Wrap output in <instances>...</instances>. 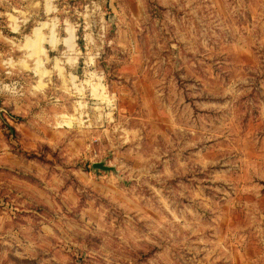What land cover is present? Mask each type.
<instances>
[{"label": "rangeland", "instance_id": "1", "mask_svg": "<svg viewBox=\"0 0 264 264\" xmlns=\"http://www.w3.org/2000/svg\"><path fill=\"white\" fill-rule=\"evenodd\" d=\"M0 264H264V0H0Z\"/></svg>", "mask_w": 264, "mask_h": 264}, {"label": "water", "instance_id": "2", "mask_svg": "<svg viewBox=\"0 0 264 264\" xmlns=\"http://www.w3.org/2000/svg\"><path fill=\"white\" fill-rule=\"evenodd\" d=\"M92 167L94 169H100L103 171L113 172L115 174L118 173L117 168L115 166L108 165L105 161L94 162L92 164Z\"/></svg>", "mask_w": 264, "mask_h": 264}, {"label": "crops", "instance_id": "3", "mask_svg": "<svg viewBox=\"0 0 264 264\" xmlns=\"http://www.w3.org/2000/svg\"><path fill=\"white\" fill-rule=\"evenodd\" d=\"M18 27L17 31L19 30V25L17 24H13V31H15V27ZM38 27V26H37ZM37 27H35L33 30H35ZM27 38H31V37H27Z\"/></svg>", "mask_w": 264, "mask_h": 264}, {"label": "bare ground", "instance_id": "4", "mask_svg": "<svg viewBox=\"0 0 264 264\" xmlns=\"http://www.w3.org/2000/svg\"><path fill=\"white\" fill-rule=\"evenodd\" d=\"M34 33H35V34H37V33H38V31H36V30H35V32H34ZM34 33H33V34H34ZM100 95H102V94H100ZM96 96H97V94H96ZM98 96H99V95H98ZM98 96H97V98H98ZM99 97H100V96H99ZM100 98H101V97H100ZM103 98H104V97H103ZM103 98H102V99H103Z\"/></svg>", "mask_w": 264, "mask_h": 264}, {"label": "trees", "instance_id": "5", "mask_svg": "<svg viewBox=\"0 0 264 264\" xmlns=\"http://www.w3.org/2000/svg\"><path fill=\"white\" fill-rule=\"evenodd\" d=\"M80 42H82V41H80Z\"/></svg>", "mask_w": 264, "mask_h": 264}]
</instances>
